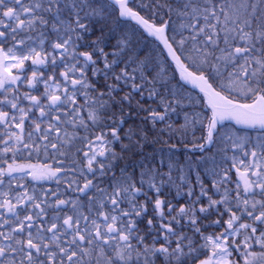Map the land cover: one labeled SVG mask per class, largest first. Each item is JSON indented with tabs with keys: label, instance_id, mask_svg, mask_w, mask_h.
Masks as SVG:
<instances>
[{
	"label": "snow or ice",
	"instance_id": "snow-or-ice-1",
	"mask_svg": "<svg viewBox=\"0 0 264 264\" xmlns=\"http://www.w3.org/2000/svg\"><path fill=\"white\" fill-rule=\"evenodd\" d=\"M0 264H264V0H0Z\"/></svg>",
	"mask_w": 264,
	"mask_h": 264
}]
</instances>
